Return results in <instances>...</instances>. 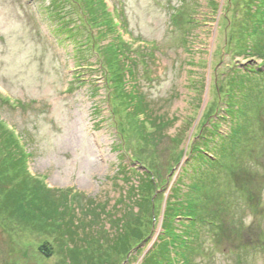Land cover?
Listing matches in <instances>:
<instances>
[{"label": "rangeland", "instance_id": "rangeland-1", "mask_svg": "<svg viewBox=\"0 0 264 264\" xmlns=\"http://www.w3.org/2000/svg\"><path fill=\"white\" fill-rule=\"evenodd\" d=\"M246 1L0 0V119L29 152L30 173L51 189L37 193L57 203L46 229L43 221L20 220L15 196L25 187L14 186L24 177L0 166V264H144L165 253V212L177 214L188 200L216 226L193 223L182 263L264 264V76L244 73V85L236 86L244 124L236 143L221 135L230 125L217 92L235 59L228 39L248 15ZM94 2L106 4L114 38L125 45L134 71L125 93L140 99L136 119L107 82L104 64L116 58L101 46L113 35L105 37L94 21ZM214 119L221 120L217 134L199 142L196 135ZM197 141L204 152L217 151L225 167L190 156ZM136 150L155 167L156 182L163 180L158 191L141 187L140 176L154 172L132 161ZM69 204L74 211L65 218ZM181 212L178 220L187 221ZM125 225L122 247L116 232ZM64 228L79 233L72 244ZM52 237L54 254L37 258L31 246L39 250ZM98 247H113L103 263L95 259Z\"/></svg>", "mask_w": 264, "mask_h": 264}, {"label": "trees", "instance_id": "trees-1", "mask_svg": "<svg viewBox=\"0 0 264 264\" xmlns=\"http://www.w3.org/2000/svg\"><path fill=\"white\" fill-rule=\"evenodd\" d=\"M103 1V0H102ZM95 4L90 6V12L92 15H94L93 19L96 22V24H99L100 29L103 30V34L105 37L107 36V31L109 33L108 36L113 35V37H107V44H103L101 46V49L106 48L108 52H111L116 59H113L111 62L104 64L106 66V78L108 84L114 85V90L117 89V91L114 93L115 97L117 98L119 103H121L124 106V111L128 110V106L131 108L133 107L132 111L128 110V113H132V116L137 118V111L135 108L141 107L138 99L137 102H135L134 98L135 95L131 94L126 95L125 90L127 89L128 85L127 82L131 81L134 75V71L130 70L128 68V65L125 61V58L128 60V56H124L122 54V51L125 50L124 43H120L119 40L114 38V35L117 34L115 32L116 25L113 24L111 21H113L112 16L109 14V12L106 10V4L100 3L102 5V8L100 9L99 6L94 2ZM246 4L248 7V15L245 18H242L241 21H238L237 29L232 33L231 38L228 39L230 46L228 53H231L234 51L235 53V59L233 60L232 64H227L228 69L226 72V77H221V81H219V85L217 84V92L222 94L223 98L225 99V109L223 110L225 112V115L223 119L229 123L230 125V131L226 135L221 134L223 137H229L231 140L228 143H236V137L239 133V130H242L244 128V124L242 122L241 113L239 111V105L240 99L239 96L241 95V92L239 94V91L236 89L237 84H241V86L244 85V80L242 79V75L244 73H249V75H255L260 76L261 74L264 76V0H247ZM104 7V8H103ZM250 8V9H249ZM195 18H190L188 22L190 23L191 20ZM196 22H192L190 24H195ZM254 38V40H253ZM253 40V43H252ZM253 44V45H252ZM122 55V56H121ZM238 57H243V59L247 60L246 62L238 61L236 63V59ZM248 59H251L250 61ZM237 72H241V74H237ZM108 75L110 76L108 78ZM221 76V75H220ZM223 78V79H222ZM241 81V83H238V81ZM221 82V83H220ZM218 83V82H217ZM244 92L242 91V94ZM132 95V98H131ZM244 96V95H243ZM241 97V96H240ZM238 99V104H237ZM209 111V110H208ZM207 111V112H208ZM216 111V109L214 110ZM126 119H129V117L126 115ZM137 124H140L145 128L147 132L148 129L146 125L142 122L137 120ZM218 121H221L219 119H214L209 122V125H206L203 127L200 131V134L198 133L196 137L200 141H206L209 143V139L211 140L212 135L214 136L217 134L216 129H220V125ZM153 123V122H152ZM123 125V121L121 122ZM156 128H158L156 126ZM216 128V129H215ZM137 130H139V126H137ZM155 135V133H154ZM151 136V140H153V136ZM156 138V137H155ZM192 142L190 147V156L199 155L201 156L202 160L210 161V163L218 164L221 167H225V164L223 162L222 157L218 156L217 151H214L213 148L209 150L208 152H204L200 148V143ZM207 143V144H208ZM227 143V144H228ZM219 147V145H217ZM226 147V143H222L221 150ZM126 149V148H125ZM2 158L0 161V166L4 168H10L14 169L15 174L17 176L22 175L24 179L21 181V178H19L18 185H15L14 188L19 186L21 184L25 188H23L20 192L16 193L15 196V203L16 208L19 209V213H16L20 220L24 222H33L37 226H41L39 223L43 221V225L48 228L45 224L46 219L51 220L53 217H55L53 210L57 203H55V200L53 197L49 196L46 197V194L42 192V194H45L44 197H40V194L37 193L35 190L39 188L41 191L49 190L50 194V188L48 189L47 184H45L40 179L33 176L30 171L28 170V161L30 158L29 152L25 149L24 145L20 142V137H18L11 129H7L4 122L0 119V151H2ZM217 152V153H216ZM133 154V153H132ZM139 153L137 150L133 155H131L133 162H138L139 164H142L144 167H146L147 173L154 172V175L151 177V175H145L143 174L141 177V187L145 186V188H151L158 191L160 187L163 186V180L160 182H156L157 178L155 175H158L154 170L155 167L151 163H143L145 161L142 156H139ZM201 160V161H202ZM151 166V167H149ZM153 169V170H151ZM151 171V172H150ZM150 176V178H149ZM31 183V185H30ZM28 184V185H27ZM35 184V185H34ZM155 184V185H153ZM37 185V186H36ZM32 187V188H31ZM40 191V190H39ZM40 191V192H41ZM62 197H64V201H67L69 203V195H67L66 191H61ZM69 193V192H68ZM57 200V199H56ZM189 204L192 206L189 208ZM70 205V204H69ZM68 206V205H67ZM177 206V205H176ZM181 209L187 210V215L184 217L187 221H182L178 219L183 218V214L181 212ZM73 207L70 205V207H67V212L65 213V218H71ZM49 213V214H48ZM201 209L199 207V203L197 200H188L187 207L184 206V204H181L178 206L177 214H175L173 211L171 214L169 212H165L164 217L167 219L165 223L163 224V235L165 237V243H163L162 249H165V253H163V256H158L153 253L154 256H149L145 259L144 264H161L160 262H165V264H184L182 261H180L179 255H185L187 251V247L191 242L192 234L195 226V222L204 223L207 225H213L216 226V221H214V218L211 217L209 220H212L211 223H208L210 221L206 220V218L201 215ZM46 214V216H45ZM54 216H53V215ZM179 217V218H176ZM171 219V220H170ZM170 220V221H169ZM193 220V221H192ZM176 225H175V224ZM180 224H183L187 226L189 234L187 237H184L182 235L183 228L180 226ZM171 225V226H170ZM42 227V226H41ZM129 225L123 226L120 231L116 232V242H119L118 246H124V242H127V228ZM63 237L68 238L69 242L72 244V235L76 236V230L73 231L71 235L68 234V232L71 233L70 230H67V228L62 230ZM75 233V234H74ZM57 236V235H56ZM79 236V233L78 235ZM54 238V241H50V239H45L41 241V244L38 247V251L46 256L53 255V251L56 248V237ZM143 242V240L141 241ZM139 246V244H137ZM136 246V247H137ZM100 254L98 256H95V259H98V261L105 262L109 256L110 251H113V247L110 249H102L99 248ZM71 252H73V249H71ZM69 249L64 250L65 254H68ZM173 254H171V253ZM104 253V254H103ZM125 253L127 255L132 254L131 249H126ZM174 255V256H173ZM159 257V259H158Z\"/></svg>", "mask_w": 264, "mask_h": 264}, {"label": "bare ground", "instance_id": "bare-ground-1", "mask_svg": "<svg viewBox=\"0 0 264 264\" xmlns=\"http://www.w3.org/2000/svg\"><path fill=\"white\" fill-rule=\"evenodd\" d=\"M130 82H132V80H131ZM33 246H34V245H32L31 247L33 248L34 252L37 253V254H35V255L37 256V258H38L39 255H43V254H41L38 250H35V249H34L35 246H34V247H33ZM38 254H39V255H38ZM43 256H44V255H43Z\"/></svg>", "mask_w": 264, "mask_h": 264}]
</instances>
